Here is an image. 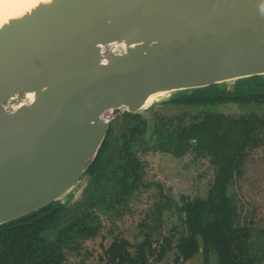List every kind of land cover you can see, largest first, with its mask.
I'll use <instances>...</instances> for the list:
<instances>
[{"label": "water", "instance_id": "water-1", "mask_svg": "<svg viewBox=\"0 0 264 264\" xmlns=\"http://www.w3.org/2000/svg\"><path fill=\"white\" fill-rule=\"evenodd\" d=\"M255 77L264 78V0H49L8 19L0 226L68 204L116 112Z\"/></svg>", "mask_w": 264, "mask_h": 264}, {"label": "trees", "instance_id": "trees-1", "mask_svg": "<svg viewBox=\"0 0 264 264\" xmlns=\"http://www.w3.org/2000/svg\"><path fill=\"white\" fill-rule=\"evenodd\" d=\"M235 84L232 90L222 84L178 93L163 105L174 106L181 116L167 117L160 126L141 113L118 112L85 174L78 197H72L66 205H50L0 226V264H93V252L85 245L99 239L105 227L108 229L103 240H113L103 247L97 264H160L169 253L174 256L173 264H186L201 253L206 255V264H264V228L255 235L248 211L241 215L244 208L239 207L238 196L229 191L232 171L240 165L238 159L263 141L258 136L253 138L256 131L249 126L252 118L244 121V132L237 140L228 142L225 127L216 128L207 120L212 112L232 106L256 105L264 109V78ZM161 110L156 104L151 111L156 116ZM185 118L193 124L174 137V128L183 125ZM184 140L185 145L172 149ZM156 152H171L178 157L210 156V162L217 166L210 195H181L175 203L161 183L149 179L146 155ZM145 192H151L156 214L176 215L180 221L184 229L174 228L176 243L173 236L151 241L144 235L145 222L137 226L133 241L129 239L124 221L136 215L134 208ZM156 226L162 228L158 223ZM71 257L75 260H69Z\"/></svg>", "mask_w": 264, "mask_h": 264}, {"label": "rangeland", "instance_id": "rangeland-1", "mask_svg": "<svg viewBox=\"0 0 264 264\" xmlns=\"http://www.w3.org/2000/svg\"><path fill=\"white\" fill-rule=\"evenodd\" d=\"M235 83L236 82L228 83L224 88L227 87L232 90L234 85H236ZM177 95L179 94L166 96L157 101L152 107L154 108V106L158 104L159 108H162V110L159 111L156 116L153 115L155 112L151 111L153 109L151 107L142 113L143 117L152 120V124L156 123L160 126L167 117L173 118L175 115L181 116L182 113H177L174 106L163 105L168 100L177 97ZM23 99V96H19L11 105H16ZM117 113L118 112L114 114V119ZM203 114L205 116L204 112ZM193 115L194 114H192V116ZM161 116L162 118L156 121V119ZM221 116H223V118L218 119V117ZM247 118L253 119L249 124V126H253L256 131L253 138L258 136L263 142L259 147L243 154V159L242 157L238 159L240 165H236L232 171L233 185L229 188V191L230 194H236L238 196L240 201L238 205L244 208L241 215L244 216L247 213L245 210L248 211L247 214L251 217L255 235H257L259 234V230L264 228V109L256 105L241 108L232 106L231 108L212 112L210 118H207V120L208 123L213 124L216 128L219 127L224 129L225 127L226 132L224 138L228 142L231 140L236 141L238 134L240 135V133L244 132L243 125ZM192 124L189 118H185L183 125L181 124L177 128H174V137L179 135L183 129H189ZM185 144L186 141L184 140L183 144L175 146L172 149H176ZM174 153L180 154L177 151ZM175 154L171 152L147 154L146 160L150 164L149 179L161 183L165 194L171 196L175 200V203L179 202L181 195H188L191 198L196 196L206 198L209 196L213 187L212 182L217 175V166L210 162L211 157L196 158L194 154L178 157ZM80 184L81 185L73 192L74 198L81 194V186L84 184V180ZM74 198L70 197L71 201ZM153 203H155V200L153 198L151 199V192H145L137 204L138 206L136 205L134 208L133 212L136 210V215H130L127 217L126 222L124 221L129 239L133 241L134 236H137V226L145 222L147 223V228L144 230V235L148 236L151 241H162V237L173 236L174 243H176L177 240H175L176 236H174L173 230L174 228L179 230L184 229L183 226L178 224L180 221L177 222L176 215L160 216L156 214L153 211ZM156 223L160 224L162 228L156 226ZM105 228L106 229L102 232V236H100L99 239L88 242L85 245L89 252H93V258L90 261L94 262L93 264L98 263V258L102 255L103 251H105L103 247L109 246L113 240L111 236V238L103 240V236H106L108 229L107 227ZM113 234L115 235V233ZM156 241L154 243H156ZM173 259L174 256L172 253H169L164 262L160 264H173ZM205 259L206 255L201 253L186 264H206ZM69 260L73 261L75 259L71 257Z\"/></svg>", "mask_w": 264, "mask_h": 264}, {"label": "bare ground", "instance_id": "bare-ground-1", "mask_svg": "<svg viewBox=\"0 0 264 264\" xmlns=\"http://www.w3.org/2000/svg\"><path fill=\"white\" fill-rule=\"evenodd\" d=\"M49 0H0V27L7 22L8 19L18 15L21 12H26L37 6L41 2ZM155 95L151 101L157 100L159 96Z\"/></svg>", "mask_w": 264, "mask_h": 264}]
</instances>
